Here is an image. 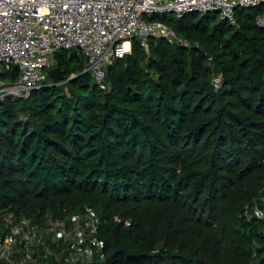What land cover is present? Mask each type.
Segmentation results:
<instances>
[{"label":"trees","instance_id":"16d2710c","mask_svg":"<svg viewBox=\"0 0 264 264\" xmlns=\"http://www.w3.org/2000/svg\"><path fill=\"white\" fill-rule=\"evenodd\" d=\"M263 13L146 15L181 41L132 37L106 88L59 50L65 81L2 101L0 264H264Z\"/></svg>","mask_w":264,"mask_h":264},{"label":"built area","instance_id":"2783aa9c","mask_svg":"<svg viewBox=\"0 0 264 264\" xmlns=\"http://www.w3.org/2000/svg\"><path fill=\"white\" fill-rule=\"evenodd\" d=\"M262 3L264 0H0V103L8 97L28 98L40 89L49 70L56 67L54 54L59 50L84 54L88 62L84 72L106 88L108 65L131 52L132 37L139 36L145 47L150 37L181 41L168 24L149 21L146 15L170 13L181 18L189 12L214 11L237 25V7ZM257 22L264 27V13ZM13 68L18 77L5 82L1 75ZM213 83L219 87L221 77L215 76ZM256 212L264 215L258 208ZM19 230L15 228V233ZM25 237L41 243L37 227ZM15 242L16 237L10 235L1 243V258L10 260Z\"/></svg>","mask_w":264,"mask_h":264},{"label":"water","instance_id":"95a60500","mask_svg":"<svg viewBox=\"0 0 264 264\" xmlns=\"http://www.w3.org/2000/svg\"><path fill=\"white\" fill-rule=\"evenodd\" d=\"M129 55H130V53L125 54L124 59H127L129 57ZM71 56L79 57L78 51H72ZM16 68H18V67H16ZM49 76L52 78L54 83H59V82L65 81V78H66L64 71L58 66L49 70Z\"/></svg>","mask_w":264,"mask_h":264},{"label":"rangeland","instance_id":"374dc122","mask_svg":"<svg viewBox=\"0 0 264 264\" xmlns=\"http://www.w3.org/2000/svg\"><path fill=\"white\" fill-rule=\"evenodd\" d=\"M80 54H82V53H80ZM82 56L84 57V59H85V63H86V65H87V57L84 55V54H82ZM72 65H75L74 63L72 64ZM85 65V66H86ZM4 80H5V82H11V80H10V78H7V79H5V78H3ZM52 79V78H51ZM53 81V80H52Z\"/></svg>","mask_w":264,"mask_h":264}]
</instances>
